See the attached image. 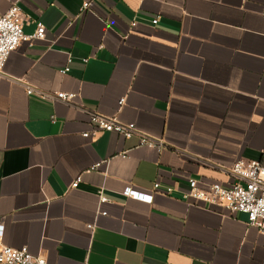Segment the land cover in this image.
Here are the masks:
<instances>
[{"label": "crops", "instance_id": "crops-1", "mask_svg": "<svg viewBox=\"0 0 264 264\" xmlns=\"http://www.w3.org/2000/svg\"><path fill=\"white\" fill-rule=\"evenodd\" d=\"M14 3L26 34L38 21L46 34L0 72L3 243L48 264H264L245 214L183 198L188 178L229 183L238 160L264 164V0H0V16ZM91 112L166 147L93 134Z\"/></svg>", "mask_w": 264, "mask_h": 264}, {"label": "built area", "instance_id": "built-area-1", "mask_svg": "<svg viewBox=\"0 0 264 264\" xmlns=\"http://www.w3.org/2000/svg\"><path fill=\"white\" fill-rule=\"evenodd\" d=\"M89 3L83 5L82 11L88 7ZM27 16L23 8L14 3L8 11L0 16V72L3 71L10 54L16 50L22 42H32L34 39L45 37L46 26L36 22V31L33 34L24 32V22ZM158 19L153 20L156 24ZM86 61V59H85ZM65 68L62 72H66ZM35 90L28 86L27 93H37L45 100L72 101L74 93L63 91L47 92ZM124 99L120 100L122 104ZM90 122L94 126L93 134L101 131L115 132L116 134L129 139L138 136L139 146H149L157 149L166 147L161 139L149 136L139 130L134 122H123L114 116H107L99 112L90 113ZM89 136L90 133H85ZM125 157V154H122ZM105 162L102 160L100 163ZM100 163L92 166L96 169ZM232 181L229 183H212L205 187L194 178H188L189 189L183 194V198L203 202L210 205H219L227 208L231 213H242L247 216V223L264 234V164L257 160H238L229 170ZM81 177L79 176L72 184L78 186ZM160 188L159 182L154 184V189ZM171 192L172 189H167ZM123 194L127 197L152 202L153 194L137 190L131 186L125 188ZM108 199L101 196V202ZM106 212H103L105 214ZM4 226L0 224V264H48L47 259L42 256L32 254L27 246L14 248L3 243ZM83 264H86L83 263Z\"/></svg>", "mask_w": 264, "mask_h": 264}]
</instances>
